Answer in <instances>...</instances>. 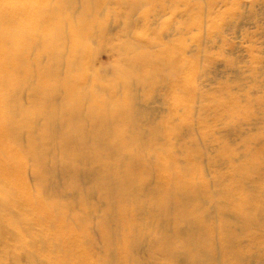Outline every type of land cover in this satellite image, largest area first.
<instances>
[{
    "label": "bare ground",
    "instance_id": "bare-ground-1",
    "mask_svg": "<svg viewBox=\"0 0 264 264\" xmlns=\"http://www.w3.org/2000/svg\"><path fill=\"white\" fill-rule=\"evenodd\" d=\"M0 264H264V0H0Z\"/></svg>",
    "mask_w": 264,
    "mask_h": 264
},
{
    "label": "rangeland",
    "instance_id": "rangeland-1",
    "mask_svg": "<svg viewBox=\"0 0 264 264\" xmlns=\"http://www.w3.org/2000/svg\"><path fill=\"white\" fill-rule=\"evenodd\" d=\"M153 13L151 12L150 14H147V16L145 17L146 18V20L144 21V22H140V25L137 27V29L138 28H142V26H143V29L145 28V29H147V37L149 38V39H151L153 36H154V38L155 39H162L163 38V36L164 35H166V33H168V31H169V29H171L170 28V22L168 23H165L163 26L165 27H163L162 26V28L159 26V27H157L156 25H154V22H155V20L153 19ZM165 19H166V17H163L162 18V20L160 21L161 23H163L164 21H165ZM174 19V18H173ZM174 22V21H173ZM167 24V27L165 26ZM147 27H146V26ZM169 25V26H168ZM149 26V27H148ZM150 27H152V29L150 28ZM136 29V31L135 32H138V31H140L141 29H138L137 30ZM161 29H163V31L161 30ZM162 33H161V32ZM158 32H160V33H158ZM138 34V33H137ZM139 35V34H138ZM159 35V36H158ZM216 35V34H215ZM135 36H136V34H135ZM151 37V38H150ZM153 39V38H152ZM151 39V40H152ZM189 43H190V41H189ZM189 43H188V45H189ZM191 45H193V44H190V46ZM216 46V45H215ZM174 47V46H173ZM171 47V48H168V52H170L171 50H175L176 49V47ZM218 48H221V45H217V47L213 50V54L214 53H216L215 54V57L217 58V59H222L223 57V54L222 53H224V50L223 49H221V50H218ZM187 49H188V46H187ZM162 50V49H161ZM187 58H189V55H187L186 56ZM214 57V58H215ZM109 57H108V54L106 53V52H104V51H102L101 52V54H99L98 55V61H99V63H100V65H103V66H105V67H107L108 66V64H109ZM201 63V62H200ZM199 63V65H201Z\"/></svg>",
    "mask_w": 264,
    "mask_h": 264
}]
</instances>
